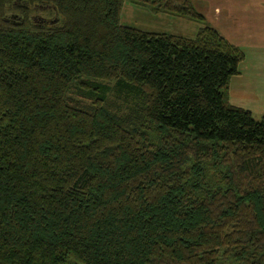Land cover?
<instances>
[{"label": "trees", "instance_id": "1", "mask_svg": "<svg viewBox=\"0 0 264 264\" xmlns=\"http://www.w3.org/2000/svg\"><path fill=\"white\" fill-rule=\"evenodd\" d=\"M124 1L0 0V264H264L244 52L192 0L127 1L193 37L122 24Z\"/></svg>", "mask_w": 264, "mask_h": 264}, {"label": "crops", "instance_id": "2", "mask_svg": "<svg viewBox=\"0 0 264 264\" xmlns=\"http://www.w3.org/2000/svg\"><path fill=\"white\" fill-rule=\"evenodd\" d=\"M192 4L204 15L208 24L244 50L245 59L242 62H246L247 70L254 77L252 85H258V83L262 85L264 80V0H192ZM133 5L124 1L120 20L122 24L137 27L128 23V16L140 14L147 19L146 16L151 12L145 7ZM124 11L128 12L125 14ZM153 15L158 18L165 17L162 13ZM179 19L183 18L179 17ZM186 23L182 22V25L186 27ZM137 28L156 32L144 29V27ZM230 103L241 107L235 101H230Z\"/></svg>", "mask_w": 264, "mask_h": 264}, {"label": "rangeland", "instance_id": "3", "mask_svg": "<svg viewBox=\"0 0 264 264\" xmlns=\"http://www.w3.org/2000/svg\"><path fill=\"white\" fill-rule=\"evenodd\" d=\"M125 2H128L127 0ZM134 6V5H133ZM128 11H124L126 14ZM154 13H150L143 18L140 14L128 16V23L144 29H150L156 32H168L184 37H193L195 32L200 27V23L192 20L179 19V17L163 14L164 16L155 17ZM183 20V21H180ZM182 22H187V26L182 25ZM244 52V50H242ZM247 51V50H245ZM245 59V53H244ZM243 59V60H244ZM242 60V61H243ZM240 62L238 69L241 73L233 75L230 78L228 85V95L230 101H235L243 108L249 109L255 119H260L264 116V80L262 85H252L254 77L247 70L245 63ZM249 62V61H247ZM116 95V94H114ZM114 101L120 106V110L126 108V103L123 98L114 96Z\"/></svg>", "mask_w": 264, "mask_h": 264}]
</instances>
